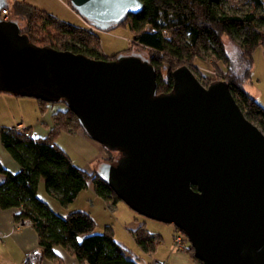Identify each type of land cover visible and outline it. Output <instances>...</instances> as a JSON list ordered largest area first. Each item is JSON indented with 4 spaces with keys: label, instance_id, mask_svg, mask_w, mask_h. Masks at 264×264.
I'll use <instances>...</instances> for the list:
<instances>
[{
    "label": "water",
    "instance_id": "95a60500",
    "mask_svg": "<svg viewBox=\"0 0 264 264\" xmlns=\"http://www.w3.org/2000/svg\"><path fill=\"white\" fill-rule=\"evenodd\" d=\"M91 27L111 31L142 0H69ZM0 0V12L9 7ZM157 93L141 53L114 59L34 43L0 18V92L65 103L111 152L96 170L137 213L182 229L203 264H264V130L227 80L205 85L188 65ZM193 185H197L195 190Z\"/></svg>",
    "mask_w": 264,
    "mask_h": 264
},
{
    "label": "trees",
    "instance_id": "16d2710c",
    "mask_svg": "<svg viewBox=\"0 0 264 264\" xmlns=\"http://www.w3.org/2000/svg\"><path fill=\"white\" fill-rule=\"evenodd\" d=\"M142 1L144 11L129 16L124 24L133 30V42L150 52V60L157 71V93L173 89L172 72L175 68L188 64L197 70L196 61L211 57L216 63L223 62L225 69L220 78L217 73V79L199 70L203 83L208 86L217 80H227L242 110L264 130V107L244 89L251 78L253 54L259 46H264V0H248L251 7L242 13L229 12L227 0ZM9 4L11 18L22 20L23 32L37 45L106 60L119 54H104L100 36L92 29L63 20L27 0H13ZM165 11L182 13L186 20L162 29L159 19ZM163 67L167 69L166 75ZM38 102L41 112L50 104L41 99ZM53 119L54 125L46 136H34L30 125L0 128L4 147L21 165L20 171L12 172L0 161V174L6 176L5 181L0 182V207L20 209L16 219L28 218L33 222L42 248L30 252L24 264H42L45 258L58 260L54 251L56 246L65 247L88 264H140L116 240L113 227L107 226L105 231L98 232L96 221L89 212L77 210L61 215L39 197L38 188L44 180L47 190L67 207L93 181L96 192L109 205L116 206L122 201L96 171L89 174L75 165L68 152L58 144L57 138L62 132L83 131L77 115L66 106L65 110L56 112ZM115 157L106 159L114 160ZM193 188L197 190L198 186L193 185ZM175 228L184 237L183 250L203 264L195 257L186 233L177 226ZM132 233L146 252L156 251L162 241V236L150 231L146 223Z\"/></svg>",
    "mask_w": 264,
    "mask_h": 264
},
{
    "label": "rangeland",
    "instance_id": "374dc122",
    "mask_svg": "<svg viewBox=\"0 0 264 264\" xmlns=\"http://www.w3.org/2000/svg\"><path fill=\"white\" fill-rule=\"evenodd\" d=\"M11 1L13 0H8L9 3H11ZM29 1L39 5L37 7L43 10L48 9L50 11H54L63 19L73 22V24L75 23L76 25H81L82 27L96 31V33L100 36L102 51L106 55H113L120 52H137L141 53L144 57L150 58V52L145 47L133 42L134 32L127 23L124 24L125 22L111 31H101L91 27L81 16H79L72 9L68 0ZM250 7L251 4L248 0H227L226 3L227 10L232 13H242ZM185 20L186 17L182 13L165 11L160 17L159 22L161 28L164 29L168 26L184 22ZM20 21L23 24L22 20ZM253 62L254 66L251 78L245 83L244 89L264 107V46H259L256 49L253 54ZM196 65L198 66H196V69L198 68L197 70L194 68L191 69L200 80L201 76L198 72L199 70L210 77L213 76L212 78L218 77L219 74L220 78L221 71L225 69L223 62L216 63L211 57H206V59H202V61H196ZM163 74H167L166 67H163ZM38 104V99L33 97L17 96L0 92V128L4 126L23 128L25 126H29V124L32 125V123H35V121L39 120V118L43 116V113L39 111L40 109ZM50 104L65 105V103ZM33 131L35 132L34 128ZM57 142L68 152L75 165L90 172L97 170L102 161H104L107 157L113 158L114 156H117L116 152H111L104 145L88 136L84 131L77 134L64 131L58 136ZM45 192L41 189L38 193V195L41 193L39 197H44L45 199ZM53 200L55 205L53 202L52 204L59 207V201L56 199ZM50 201L52 200L50 199ZM77 210L86 211L92 215L96 221V230L98 232H103L107 226H111L115 230V238L117 235L121 236L123 239V235H126L130 240L136 242L131 229L137 227L140 222H146V226L150 231L160 234L163 237L164 243L160 246V248H166L170 242L173 243L175 247H178L179 249L182 248L176 242L175 237V234L182 233L177 231L174 224L147 218L134 211L123 201H119L116 206L109 205L102 196L98 195L93 182H91L86 189L79 193L76 200L71 205L69 212ZM69 212H67V214ZM23 220H28V218L21 219L19 222H22ZM31 225H33V222ZM124 246L132 255L136 257L137 260L140 261L141 264H153V261H156V258L161 259L163 256L162 252L156 253L151 258L152 261L149 262L144 255L142 256L143 258H140L138 253H136L130 246L125 243Z\"/></svg>",
    "mask_w": 264,
    "mask_h": 264
},
{
    "label": "crops",
    "instance_id": "0c3cea01",
    "mask_svg": "<svg viewBox=\"0 0 264 264\" xmlns=\"http://www.w3.org/2000/svg\"><path fill=\"white\" fill-rule=\"evenodd\" d=\"M27 1L32 3L29 0ZM34 5L39 6L37 4H34ZM45 10L63 19L62 17H60V15H58L54 11H50L48 9H45ZM63 20H66V19H63ZM68 22H71V21H68ZM65 109H66L65 105L48 104L46 106L45 111L41 112L43 113V116L39 118V120L35 121V123H32V125L29 124L35 130L34 132L32 129V134L34 136H46L49 133L51 127L54 125V119H53L54 114L60 110H65ZM81 131L82 130H78L72 134H77V133H80ZM0 161L3 163V165L8 170L12 172H18L21 169V165L14 159L11 153L4 147L2 140H1V136H0ZM82 169L87 171L84 168ZM87 172L93 173L90 171H87ZM5 179H6V176L0 174V182L5 181ZM91 182H89V184ZM41 189L44 192L47 191L45 192L46 198L45 199L44 197H41V198L47 201L53 210H55L57 213L61 215H65L67 214V212H69L70 207L73 203L65 207V206H62L59 202L60 204L59 207L54 206L55 202L53 199H56L57 201L58 199L47 190L44 180L40 182L38 193L40 192ZM50 199L52 201H50ZM52 202L54 205L52 204ZM19 212H20V209L18 208L2 209L0 207V264H24L26 256L30 252L40 251L42 249L39 244V235H38V231L36 230V228L33 225L20 223L21 221L19 222V220L16 219V214H18ZM143 223H146V222H140L137 225V227H139ZM137 227H135L134 229H131V232L135 230ZM116 240L123 245L125 243L126 245L130 246L132 249H134L136 253H138L140 258H143L142 256L144 255L147 261L149 262L152 261L151 258L153 257L154 254L162 252L163 256L161 257V259L156 258V260L165 261L167 264H199L189 253L184 251L182 248L179 249L178 247H175V245L171 242L166 248L164 247L160 248V246L163 245L164 243L163 237H162V241L157 247V250L152 253L144 251L138 245L137 242L130 240L129 237L126 235H123V239L121 238V236L116 235ZM54 251L58 256V260H52V259L45 258L42 264H88L87 262L80 261L78 257H76L74 254H72L70 251H68L63 246H56L54 248Z\"/></svg>",
    "mask_w": 264,
    "mask_h": 264
},
{
    "label": "built area",
    "instance_id": "2783aa9c",
    "mask_svg": "<svg viewBox=\"0 0 264 264\" xmlns=\"http://www.w3.org/2000/svg\"><path fill=\"white\" fill-rule=\"evenodd\" d=\"M0 18H2L3 20H9L11 18L10 16V12H9V8H4L1 12H0ZM20 223H25V224H32V221L30 219L28 220H23ZM176 237V242L180 245V247H184V242H183V237L181 234H175ZM140 262V261H139ZM154 264H167L165 261H160V260H156L154 261ZM141 264V263H140Z\"/></svg>",
    "mask_w": 264,
    "mask_h": 264
}]
</instances>
